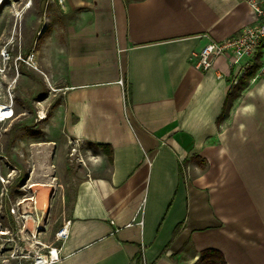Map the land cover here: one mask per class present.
Segmentation results:
<instances>
[{
  "label": "crops",
  "instance_id": "0c3cea01",
  "mask_svg": "<svg viewBox=\"0 0 264 264\" xmlns=\"http://www.w3.org/2000/svg\"><path fill=\"white\" fill-rule=\"evenodd\" d=\"M64 2L76 17L49 61L58 99L45 138L19 159L44 189L68 169L69 146L97 158L88 165L81 154L57 264H195L206 250L226 264H264V81L249 82L220 121L239 68L227 56L209 71L196 67L209 39L253 23L250 7ZM94 145L112 147L111 164Z\"/></svg>",
  "mask_w": 264,
  "mask_h": 264
},
{
  "label": "rangeland",
  "instance_id": "374dc122",
  "mask_svg": "<svg viewBox=\"0 0 264 264\" xmlns=\"http://www.w3.org/2000/svg\"><path fill=\"white\" fill-rule=\"evenodd\" d=\"M75 17L67 11L65 2L61 5L57 0H0V104L11 99L14 110L12 119L0 122V178L6 179L14 171L17 174L7 187L0 181V223L6 232L0 240V264H31L36 252L55 247L60 239L56 234L69 215L82 180L76 170L79 163L82 165L81 154L88 165L97 159L87 154L85 146H69L61 155L68 169L54 185L44 189L33 185L19 168V159L28 153L31 142L45 138L41 129L48 125L58 99L48 77L49 61H56ZM29 57L36 68L24 63ZM99 168L100 174H106L108 164L104 162ZM5 189L8 198L3 197ZM9 200L27 206L26 228L1 207ZM32 212L41 223L35 235Z\"/></svg>",
  "mask_w": 264,
  "mask_h": 264
},
{
  "label": "built area",
  "instance_id": "2783aa9c",
  "mask_svg": "<svg viewBox=\"0 0 264 264\" xmlns=\"http://www.w3.org/2000/svg\"><path fill=\"white\" fill-rule=\"evenodd\" d=\"M57 1L61 5L64 3V0ZM244 2L251 9L253 23L242 29L239 34L225 40L214 41L209 39L207 45L196 55V67L202 71L211 70L216 60L222 56L231 58V65L239 68V75L234 80V84H238L239 79L248 72V69L254 65L258 59H260V66L256 70L255 75L250 79V83L264 81V0H244ZM24 63L36 68V63L32 57H29ZM6 105L13 110V100L10 99ZM0 122H3L1 121V116ZM15 176H17V174L14 171V173L8 174L6 179L1 177L0 181L6 186L10 184ZM3 197L8 198L7 189L3 191ZM1 207L8 210L11 216H15L23 222L24 228L28 226L26 214H29V212L27 211V206H24L22 201L12 202L9 200V203L6 202V204H2ZM32 217L35 220L31 225L33 228L35 227L33 232L35 235V232L40 230L39 226L41 223L38 220V216L33 212ZM56 235L60 239L67 238V227L61 229ZM4 236H6V232L3 230L0 223V240H2ZM5 241L9 242V239ZM60 260L61 250L57 247L46 246L45 249L42 250V253L36 252L31 264H57Z\"/></svg>",
  "mask_w": 264,
  "mask_h": 264
},
{
  "label": "trees",
  "instance_id": "16d2710c",
  "mask_svg": "<svg viewBox=\"0 0 264 264\" xmlns=\"http://www.w3.org/2000/svg\"><path fill=\"white\" fill-rule=\"evenodd\" d=\"M259 66H260V59H258L254 63V65H252L248 69V72L240 78L238 84L228 94L225 105H224V109H223V112H222V115L220 118V121L227 119L229 117L230 110L233 106V102L236 99H238L241 96L242 92L248 87L250 79L255 75L256 70L258 69ZM127 99H128V103H129L130 102V93H129ZM94 148H95V150H100L101 152H103L106 155L109 164L112 163L113 151H112V147L110 145H94ZM178 228H180V227H177L176 232L178 231ZM16 264H18V263H16ZM195 264H226V263H225L224 258L220 252H218L216 250H206L200 254V257Z\"/></svg>",
  "mask_w": 264,
  "mask_h": 264
},
{
  "label": "bare ground",
  "instance_id": "6f19581e",
  "mask_svg": "<svg viewBox=\"0 0 264 264\" xmlns=\"http://www.w3.org/2000/svg\"><path fill=\"white\" fill-rule=\"evenodd\" d=\"M1 121L10 120L14 117V111L6 104H0Z\"/></svg>",
  "mask_w": 264,
  "mask_h": 264
}]
</instances>
